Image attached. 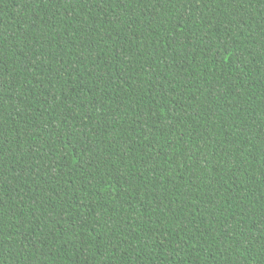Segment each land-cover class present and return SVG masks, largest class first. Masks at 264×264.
Masks as SVG:
<instances>
[{"label":"trees","instance_id":"trees-1","mask_svg":"<svg viewBox=\"0 0 264 264\" xmlns=\"http://www.w3.org/2000/svg\"><path fill=\"white\" fill-rule=\"evenodd\" d=\"M0 264H264V0H0Z\"/></svg>","mask_w":264,"mask_h":264}]
</instances>
